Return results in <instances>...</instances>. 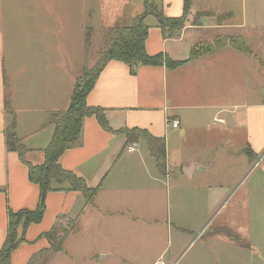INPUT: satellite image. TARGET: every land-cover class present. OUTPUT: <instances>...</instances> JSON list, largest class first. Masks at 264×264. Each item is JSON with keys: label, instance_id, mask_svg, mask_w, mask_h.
<instances>
[{"label": "crops", "instance_id": "obj_1", "mask_svg": "<svg viewBox=\"0 0 264 264\" xmlns=\"http://www.w3.org/2000/svg\"><path fill=\"white\" fill-rule=\"evenodd\" d=\"M44 1L33 6L39 16L46 17ZM152 2L166 18L184 13L183 0ZM129 6L130 0H113L112 23L106 29L126 27L122 21L131 24L144 12L143 0H136L128 19L124 11ZM201 10L214 14L195 18ZM219 15L226 20L217 22ZM41 18L40 27L30 24L25 31L15 16H0V249L7 233V209L33 211L39 197L38 187L28 180L27 167L7 150L4 131L11 122L9 112L15 117V133L28 150L26 161L40 166L53 133L48 114L68 108L76 82L60 42L48 47L35 40L55 35L58 39L63 32L49 29ZM144 23L149 56L160 54L184 63L193 46L220 36L243 37L248 52L225 47L175 69L139 66L134 74L120 62H109L88 94L87 106L102 109L113 131L136 128L163 139L166 175L158 173L143 141L136 143L134 151L121 154L124 136L103 131L94 117L85 118L78 144L58 162L89 189L97 188L93 200L86 203L76 191L48 193L42 221L27 228L28 243L12 252L11 264H28L48 253V242L38 237L59 216H72L73 228L85 213L161 226L158 203L154 205L160 177L169 179L173 187L167 208L185 217L182 224L166 221L173 232V246L182 244L177 255L165 261L161 252L154 264H179V254L196 242L201 245L196 264L256 261L249 240L254 235L251 229L260 223L256 215L264 214V96H259L264 84L254 90L253 82L256 77L264 79V0H192L184 28L173 39H163L153 15L146 16ZM21 36L34 41L24 47L6 46V38ZM172 122H178V127L172 128ZM121 194L146 196L151 205L144 208L142 202L120 201ZM221 230L231 232L238 242ZM207 231L210 235L201 239ZM209 248L215 250L209 252ZM126 263L131 264L127 259Z\"/></svg>", "mask_w": 264, "mask_h": 264}, {"label": "rangeland", "instance_id": "obj_2", "mask_svg": "<svg viewBox=\"0 0 264 264\" xmlns=\"http://www.w3.org/2000/svg\"><path fill=\"white\" fill-rule=\"evenodd\" d=\"M39 1L43 0H0V16H15L16 20L19 21L20 29L25 31L30 24L40 27L41 24L38 19L41 17L42 22H46L49 29L54 27L58 28L57 30L62 29L63 32L58 39L55 35L56 37L50 36L35 40L45 43L48 47H56L60 42L64 49L65 59L68 61V67L73 73L75 81L81 85L85 80L83 73L90 71L99 59V54L108 48V38L105 32L106 26L110 22L112 23L110 21L112 19L110 8L113 0H45L46 17L44 14L39 16L34 9L33 3H39ZM130 1L131 7H127L124 11V15L128 19L133 14V4L136 3V0ZM211 14L214 13L201 10L195 13V16L198 19L199 17L211 16ZM91 16L94 18L92 21ZM216 20L220 23L226 20V16H216ZM122 22V26L130 24V21ZM86 34L90 35V44L82 67ZM33 41L34 39H27L22 36L16 39L10 37L5 39V44L8 48L24 47ZM32 45L34 44L32 43ZM251 50H253L252 46ZM255 54L260 56L258 52ZM260 84H264V79L261 77L254 78V90ZM259 96L260 98L264 96V87L259 90ZM140 148L145 149V146H140ZM160 179L161 183L158 184L159 195L154 200V205L158 203V216L163 221L161 226L131 224L126 219L105 218L97 214L85 213L84 217H81L73 228L74 218L63 216L59 218L57 225L62 231L59 233V238L66 237L62 243L64 252L57 255L52 251L41 253L40 256L38 255L39 257L33 258L30 264H129L126 263V259L131 264H154L161 252H165V261L170 260L174 254L177 255L182 244L173 246V232L166 225V221H169V224H175L174 220H180L179 222L182 224L185 215L167 208L168 195L170 203L172 202L173 187L169 179L168 182L167 178L160 177ZM119 200H123V202L132 200L134 203L136 202V205L142 202L144 208L151 205L148 203L150 199L146 196L128 198L126 194H121ZM124 207L123 205L122 208ZM256 217L260 223L251 229L254 235L249 240V245L254 249L256 261L251 264H264V214L260 213ZM210 232L207 231L203 234L201 239H206ZM199 243L196 242L192 247L184 249L179 254L177 262L179 264H196L194 258L198 255V250L201 249ZM214 250L215 248H209V252ZM231 250L233 251L232 247ZM207 264L212 263L207 262ZM217 264L235 263L223 260Z\"/></svg>", "mask_w": 264, "mask_h": 264}, {"label": "trees", "instance_id": "obj_3", "mask_svg": "<svg viewBox=\"0 0 264 264\" xmlns=\"http://www.w3.org/2000/svg\"><path fill=\"white\" fill-rule=\"evenodd\" d=\"M183 1V15L179 18L171 19L166 18L162 11L158 10L153 4L152 0H143L144 12L136 16L129 26L114 27L106 30L108 48L99 54V59L93 68L83 73L85 76L83 83L81 85H78V81L75 83L68 108L64 111L50 112L48 114V122L53 127V133L49 144L43 150L44 161L40 166H33L26 161L25 155L28 150L15 133L14 114L8 111L11 116V122L4 131L7 150L16 153L19 161L27 167L28 180L38 187L39 197L36 208L33 211L23 210L14 213L7 209V233L0 249V264H11L12 252L17 250L22 244L28 243L25 240V232L30 225H37L42 221L45 213V198L48 193L76 191L82 194L86 203H90L93 200L97 188L89 189L82 178L73 172L64 170L58 162L65 151L78 144L82 123L85 118L94 117L103 131L124 136L125 143L121 154L125 152L126 147L129 145L136 144L140 140L143 141L150 157L155 162L158 173L161 176L166 175L165 142L163 139L154 138L146 131L136 128L130 130L120 129L118 131L111 130L105 120L104 111L100 108L87 106L86 98L93 90L102 70L111 61L124 64L134 74L135 69L139 66H165L168 69H175L186 62L197 60L225 47L242 53L248 52L243 37L220 36L210 43H201L193 46L188 61L184 63L172 62L160 54L149 56L145 51V41L148 32V26L144 23L146 16L153 15L155 17L163 39L177 38L184 28L192 0ZM89 44L90 35L86 34L84 40V63ZM261 64L264 66V62ZM60 217L55 219L49 231L42 233L38 237V239L44 238L48 242L49 250L54 254H62L64 252L62 243L66 237L59 238V233L62 231L57 225ZM19 229L20 233H18ZM220 232L238 242L237 237L233 236L231 232L227 230H221Z\"/></svg>", "mask_w": 264, "mask_h": 264}, {"label": "built area", "instance_id": "obj_4", "mask_svg": "<svg viewBox=\"0 0 264 264\" xmlns=\"http://www.w3.org/2000/svg\"><path fill=\"white\" fill-rule=\"evenodd\" d=\"M171 126H172V128H177L178 127V122H172L171 123ZM135 148H136V144H131V145H129L128 147H126V152H132V151H134L135 150Z\"/></svg>", "mask_w": 264, "mask_h": 264}]
</instances>
